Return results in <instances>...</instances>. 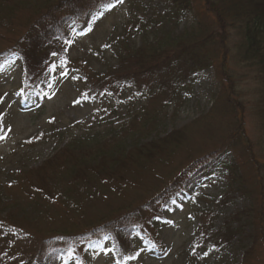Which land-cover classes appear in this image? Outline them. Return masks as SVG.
<instances>
[{"label":"rangeland","instance_id":"rangeland-1","mask_svg":"<svg viewBox=\"0 0 264 264\" xmlns=\"http://www.w3.org/2000/svg\"><path fill=\"white\" fill-rule=\"evenodd\" d=\"M45 1L0 0V50L12 39L11 28L23 29L40 17L35 9ZM165 8L163 0H116L99 9L85 32L33 51L36 63L52 53L57 66L45 77L53 83L49 92L35 95L29 103L20 93L24 79L20 55L13 54L0 68V220L7 223L0 222L3 263L46 264V255L55 247H68L71 238L75 251L59 264L243 263L253 230L244 210L249 201L224 165L209 168L169 203L161 200L149 206L174 179L196 169L200 155L219 148L238 128L231 113L213 110L221 99L213 69L192 76L176 95L169 93L154 102L134 94V88L125 93L117 88L119 100L107 90L124 72L117 54L140 47L148 37L164 38V46L170 45L171 37L191 27L192 16L167 20L161 15ZM132 12L139 19L153 16L147 37L138 34L137 22H130ZM234 68L239 91L248 99L255 84L244 77V69ZM88 87L95 93H87ZM157 112L160 121L153 130L146 129L143 121ZM244 120L247 136L255 142L254 119L246 112ZM177 130L187 131L181 145L168 146L150 159L134 152L136 146L167 139ZM72 141L80 150L70 156ZM132 153L135 161L125 160L114 175L76 177L80 169L90 172L87 163L104 167V158L111 163L115 155L123 159ZM244 156L249 158L247 152ZM232 157L229 153L223 160ZM78 187L75 193L73 188ZM123 218L141 223L150 242L157 240L163 251L146 244L139 234L122 242L125 256L112 250L109 236L97 245L88 244L99 227ZM12 221L17 226L10 225ZM262 236L258 232L259 239ZM262 249L256 254L262 256ZM256 262L252 264H261L262 259Z\"/></svg>","mask_w":264,"mask_h":264},{"label":"trees","instance_id":"trees-1","mask_svg":"<svg viewBox=\"0 0 264 264\" xmlns=\"http://www.w3.org/2000/svg\"><path fill=\"white\" fill-rule=\"evenodd\" d=\"M115 1L46 0L41 9L38 7L35 9L40 15L39 18L29 20L28 25L22 26L23 29L14 31L11 28L12 39H8L6 41L8 46L0 50V68L13 54L20 55L24 62V79L20 89L23 100L29 103L35 95L47 94L53 86L51 79L46 80L45 78L50 69L57 66L52 53L44 57L42 62L36 63L33 51L51 42H67L71 35L85 32L90 20L99 9ZM163 1L166 8L161 15L167 20L171 19L176 22L190 15L192 16L191 27L180 36L171 37L170 45L164 46L162 43L164 38L151 40L148 37L140 47L123 50L117 54L118 66L124 72L117 76L116 80L110 82L113 87H107L108 93L112 92V96L115 95L114 97L119 100L117 88L123 89L124 93L134 88V94L154 102L159 98L168 97L169 93L172 94L171 96L176 95V92L187 86L192 76L213 69L221 85V99L214 104L213 110H217L218 113H231L238 128L235 133L223 138L219 148H213L200 155L197 160L199 166L174 179L149 206L161 200L169 203L175 194L178 195L193 187L206 175L209 168H214L219 164L224 165L226 174L237 178L241 196L249 201V205L244 210L253 230L249 234L251 247L244 254L242 264H252L253 261L258 263L256 261L259 257L262 259L260 263L264 264V0ZM61 11L66 12L59 15ZM139 18L138 14L132 12L130 22H137L139 25L136 29L140 31L138 34L147 37L149 30L153 27V16L151 19ZM236 66L244 69L246 71L244 77L252 79L255 84L248 93V99L243 97L237 86L233 71ZM91 91L90 87L86 89L87 93ZM246 112L253 117L255 122L257 132L255 142L247 136L244 128ZM159 121L160 117L157 112V115L146 117L143 125L146 129L153 130ZM168 135L170 136L167 139L152 140L150 144L136 146L134 152L138 154L137 156L146 154L144 156L150 159L149 156L155 153L160 154L168 146L181 145L187 137V131L177 130ZM75 144L74 141L70 143L67 150L68 155L71 156L72 153L80 150V146L77 148ZM258 149L261 157L257 154ZM245 152L249 156L247 159L244 156ZM100 153L97 155H102ZM229 153L233 156L232 160L225 162L223 159ZM115 156L111 163L104 158V167H100L99 162L87 163L90 165V172L80 169L75 171L78 172L76 177H81L80 180H88L87 173L96 176L102 173L114 175L118 167L125 166L122 165L125 160L129 161V164L135 159L133 153L123 159ZM73 190L78 193L79 187ZM127 219H118L99 227L98 232L88 237V244L97 245L104 237L109 236L112 240V250L117 256H125L122 242L125 243L126 238L128 240L139 234L149 246L153 247L154 244L156 249L162 247L157 240L150 242L149 231L141 223L133 224ZM12 220L14 221V218ZM13 221L10 225L17 226ZM0 222L7 224L3 220ZM258 232L263 233L261 239L258 237ZM88 235L89 233L85 234V236ZM72 240L73 238L67 241L68 247L53 248L50 254L46 255V264L64 262L75 251L76 247ZM128 245H130L129 241ZM259 247L263 248L262 256L256 254ZM161 251H163L162 248ZM3 256H5V250L0 245V257ZM0 263L5 264L1 259Z\"/></svg>","mask_w":264,"mask_h":264},{"label":"snow or ice","instance_id":"snow-or-ice-1","mask_svg":"<svg viewBox=\"0 0 264 264\" xmlns=\"http://www.w3.org/2000/svg\"><path fill=\"white\" fill-rule=\"evenodd\" d=\"M0 138H3V137H0ZM135 257H129V259H134Z\"/></svg>","mask_w":264,"mask_h":264}]
</instances>
